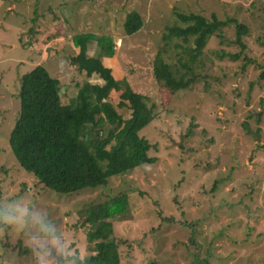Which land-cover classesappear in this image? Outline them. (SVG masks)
I'll list each match as a JSON object with an SVG mask.
<instances>
[{
	"label": "rangeland",
	"instance_id": "obj_1",
	"mask_svg": "<svg viewBox=\"0 0 264 264\" xmlns=\"http://www.w3.org/2000/svg\"><path fill=\"white\" fill-rule=\"evenodd\" d=\"M131 11L143 27L127 36ZM188 14L226 22L194 62L193 36L163 39L167 29L191 25L178 19ZM236 24L246 28L243 51ZM82 34L109 36L114 55L101 57L103 65L154 105L156 117L139 135L157 162L60 196L20 168L8 139L21 76L35 67L60 82L64 103L85 82L103 84L70 63L79 52L72 37ZM88 44L98 57L97 41ZM158 54L183 73L179 60L188 62L196 75L188 89L172 93L154 79ZM263 64L264 0H0V264L89 258L85 211L96 218L97 204L124 194L128 211L112 220L119 264H264ZM119 96L112 91L109 101L125 120L130 111L118 108Z\"/></svg>",
	"mask_w": 264,
	"mask_h": 264
},
{
	"label": "trees",
	"instance_id": "obj_2",
	"mask_svg": "<svg viewBox=\"0 0 264 264\" xmlns=\"http://www.w3.org/2000/svg\"><path fill=\"white\" fill-rule=\"evenodd\" d=\"M178 19L192 24L185 28L167 29L163 39L168 43L176 37L186 42L189 36H193L194 46L188 49L189 62L196 61L214 31L226 25L214 16L211 22L194 14L178 15ZM142 27L143 21L136 11L126 15L123 23L125 35L131 36ZM245 34L246 28L236 24V42L242 51L245 49L242 44ZM90 39L97 41L101 50L98 57L88 54ZM72 43L79 52L70 59V63L87 78L96 75L103 84L85 82L76 96L64 103L60 82L51 77L43 66L35 67L21 76L19 117L8 139L20 168L33 175L45 189L60 196L106 187L113 177L157 162V158L149 156L150 143L139 135L155 119L154 105L149 104L145 95L114 79L111 70L101 61V57L114 55L112 39L82 34L74 35ZM239 55L241 52L228 54V57L235 60ZM179 62L186 72L173 69L160 54L153 62L154 79L172 93L188 89L196 79L188 62ZM112 91L120 93L117 106L127 108L129 118L124 120L110 103ZM127 197L125 194L110 196L107 201L97 204L96 218L90 215L89 208L85 211L88 215L86 223L90 226L86 240L93 244V254L84 260L75 258L74 264L120 263L119 243L111 238L112 220L128 211Z\"/></svg>",
	"mask_w": 264,
	"mask_h": 264
},
{
	"label": "clouds",
	"instance_id": "obj_3",
	"mask_svg": "<svg viewBox=\"0 0 264 264\" xmlns=\"http://www.w3.org/2000/svg\"><path fill=\"white\" fill-rule=\"evenodd\" d=\"M36 222H37V223H40V224H41V228H42V230H44V229H43L42 222L39 221V220H37ZM57 243H58V240H57L56 238H53V239L51 240V244H52L53 246H55Z\"/></svg>",
	"mask_w": 264,
	"mask_h": 264
}]
</instances>
